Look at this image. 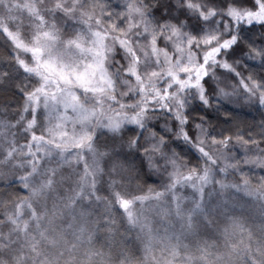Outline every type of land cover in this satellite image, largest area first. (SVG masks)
Returning <instances> with one entry per match:
<instances>
[{
	"label": "snow or ice",
	"instance_id": "obj_1",
	"mask_svg": "<svg viewBox=\"0 0 264 264\" xmlns=\"http://www.w3.org/2000/svg\"><path fill=\"white\" fill-rule=\"evenodd\" d=\"M0 264H264V0H0Z\"/></svg>",
	"mask_w": 264,
	"mask_h": 264
}]
</instances>
